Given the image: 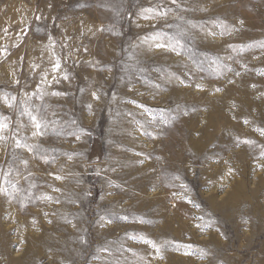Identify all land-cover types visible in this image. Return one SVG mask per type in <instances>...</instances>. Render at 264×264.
<instances>
[{
  "label": "rangeland",
  "instance_id": "1",
  "mask_svg": "<svg viewBox=\"0 0 264 264\" xmlns=\"http://www.w3.org/2000/svg\"><path fill=\"white\" fill-rule=\"evenodd\" d=\"M0 124V264H264V0H0Z\"/></svg>",
  "mask_w": 264,
  "mask_h": 264
},
{
  "label": "snow or ice",
  "instance_id": "2",
  "mask_svg": "<svg viewBox=\"0 0 264 264\" xmlns=\"http://www.w3.org/2000/svg\"><path fill=\"white\" fill-rule=\"evenodd\" d=\"M173 2H175V0H173ZM145 11H151L150 9L148 10H145ZM147 18V17H146ZM178 43V42H177ZM157 47H165V45H162V44H158ZM173 50H175V47H173ZM57 68H59V63H57L56 65ZM219 91V89H217ZM58 94V93H57ZM32 121H33V124H34V127L36 129V131L33 133V135H43V132L41 131V129L43 127H45L46 125L42 124L41 121L37 120V118L35 116H32L31 117ZM7 125H3V124H0V128L2 127H6ZM261 134L264 135V130H261ZM17 146L18 147H23L25 145H21L19 142H17ZM60 177H57V179H59ZM178 179V177H177ZM103 219V218H102ZM123 219H126L123 218ZM146 243H150V241H145Z\"/></svg>",
  "mask_w": 264,
  "mask_h": 264
}]
</instances>
